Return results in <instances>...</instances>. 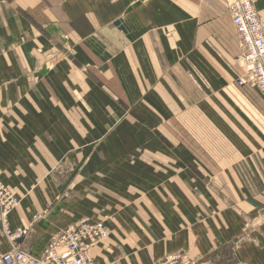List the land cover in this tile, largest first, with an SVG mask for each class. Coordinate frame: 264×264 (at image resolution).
<instances>
[{
	"label": "crops",
	"instance_id": "1",
	"mask_svg": "<svg viewBox=\"0 0 264 264\" xmlns=\"http://www.w3.org/2000/svg\"><path fill=\"white\" fill-rule=\"evenodd\" d=\"M241 50L225 0H0V180L25 230L0 224V257L91 219L99 264H264V97L237 86Z\"/></svg>",
	"mask_w": 264,
	"mask_h": 264
},
{
	"label": "built area",
	"instance_id": "2",
	"mask_svg": "<svg viewBox=\"0 0 264 264\" xmlns=\"http://www.w3.org/2000/svg\"><path fill=\"white\" fill-rule=\"evenodd\" d=\"M259 0H225L233 25L241 40V56L245 77L239 85L251 84L264 95V27L255 5ZM19 200L0 180V223L4 234L15 240L25 230L11 232L9 218L18 207ZM110 231L105 221L83 219L69 226L60 237L53 239L45 251L35 257L17 247L0 257V264H99L91 258L93 248L108 240ZM154 264H202L180 253L169 255Z\"/></svg>",
	"mask_w": 264,
	"mask_h": 264
},
{
	"label": "rangeland",
	"instance_id": "3",
	"mask_svg": "<svg viewBox=\"0 0 264 264\" xmlns=\"http://www.w3.org/2000/svg\"><path fill=\"white\" fill-rule=\"evenodd\" d=\"M241 56V55H240ZM237 66L242 70V76H241V78H244L245 77V70L243 69V65L242 64H239L238 63V60H237ZM240 76V75H239ZM241 78H239V79H237V86H239V87H244V86H248V87H250V88H252V89H255V90H257L255 87H253L251 84H248V83H246L245 85H239V83H238V81L241 79ZM261 94V93H260ZM262 95V94H261ZM263 97H264V95H262ZM19 200V199H18ZM19 205H20V200H19ZM18 205V206H19ZM105 221V220H104ZM1 224V223H0ZM180 253H184V254H187L189 257H191L192 259H194V260H196V261H199L200 263H202V264H206V263H204V262H202L201 261V259H199V258H195V257H192L189 253H187V252H177V253H174V254H170V255H175V254H180ZM167 256H169V255H166L165 257H167ZM165 257H163V258H165ZM162 258V259H163ZM159 260H161V259H159ZM159 260H156V261H159ZM156 261H154L152 264H154Z\"/></svg>",
	"mask_w": 264,
	"mask_h": 264
},
{
	"label": "bare ground",
	"instance_id": "4",
	"mask_svg": "<svg viewBox=\"0 0 264 264\" xmlns=\"http://www.w3.org/2000/svg\"><path fill=\"white\" fill-rule=\"evenodd\" d=\"M255 7H256V5H255ZM258 11V10H257ZM235 27V26H234ZM236 30V29H235ZM239 41H240V44H241V40H240V38H239Z\"/></svg>",
	"mask_w": 264,
	"mask_h": 264
}]
</instances>
